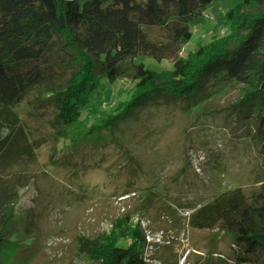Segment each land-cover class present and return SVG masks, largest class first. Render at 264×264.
Instances as JSON below:
<instances>
[{
  "label": "rangeland",
  "instance_id": "rangeland-1",
  "mask_svg": "<svg viewBox=\"0 0 264 264\" xmlns=\"http://www.w3.org/2000/svg\"><path fill=\"white\" fill-rule=\"evenodd\" d=\"M236 1L214 0L194 23L185 49L192 52L199 40L206 43L213 33H227L224 13ZM141 60L157 72L171 69L166 60ZM65 65L76 68L68 60ZM99 82L74 138L65 143L59 138L71 129L54 124L59 132L51 125L56 110L49 89L36 88L15 107L32 141L41 142L34 167L38 176L20 190L0 264H102L93 258L96 248L84 254L80 242L106 247L131 222L146 264H197L221 256L232 236L193 229L190 221L196 208L220 194L264 183L263 134L255 115L247 118L250 128L234 135L228 131L237 125V115L245 119L244 112L226 109L242 98L241 86L205 97L214 91L210 81L201 104L171 95L91 134L90 128L113 113L116 104L136 93L128 80L111 83L105 76Z\"/></svg>",
  "mask_w": 264,
  "mask_h": 264
},
{
  "label": "trees",
  "instance_id": "trees-1",
  "mask_svg": "<svg viewBox=\"0 0 264 264\" xmlns=\"http://www.w3.org/2000/svg\"><path fill=\"white\" fill-rule=\"evenodd\" d=\"M213 1L0 0V250L20 190L38 176L34 167L41 142L32 141L15 111L36 88L55 96L51 125L70 127L58 141L65 143L74 138L72 132L105 76L111 83L131 81L136 93L116 104L113 113L90 128L91 134L150 101L178 95L201 104L210 81L214 91L205 97L238 85L242 98L226 109L244 112L245 119L237 115V125L228 131L234 135L250 128L247 118L255 115L264 142V0L236 1L224 13L229 31L213 33L206 43L199 40L188 52L194 23ZM141 58L166 60L171 69L154 71ZM66 60L76 68L65 67ZM190 222L193 229L232 236L221 256L197 264H264V183L220 194L196 208ZM136 231L131 222L124 235L110 238L107 249L101 242L82 240L80 250L92 255L96 248L93 258L102 264H146Z\"/></svg>",
  "mask_w": 264,
  "mask_h": 264
}]
</instances>
